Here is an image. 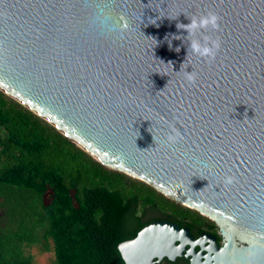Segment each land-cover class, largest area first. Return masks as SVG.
<instances>
[{"label":"water","instance_id":"95a60500","mask_svg":"<svg viewBox=\"0 0 264 264\" xmlns=\"http://www.w3.org/2000/svg\"><path fill=\"white\" fill-rule=\"evenodd\" d=\"M209 11L212 60L188 54L177 28ZM0 90L212 220L222 244L209 264H264V0H0ZM117 248L125 264H207L188 227L166 220Z\"/></svg>","mask_w":264,"mask_h":264},{"label":"trees","instance_id":"16d2710c","mask_svg":"<svg viewBox=\"0 0 264 264\" xmlns=\"http://www.w3.org/2000/svg\"><path fill=\"white\" fill-rule=\"evenodd\" d=\"M155 220L191 232L207 221L0 90V264H34L31 248L53 251L54 264H125L118 243Z\"/></svg>","mask_w":264,"mask_h":264},{"label":"clouds","instance_id":"9594fccd","mask_svg":"<svg viewBox=\"0 0 264 264\" xmlns=\"http://www.w3.org/2000/svg\"><path fill=\"white\" fill-rule=\"evenodd\" d=\"M190 22L187 24H177V28L184 29L187 32L185 39L188 42V54L197 55L201 58L212 60L220 49L219 39H213L205 34V30L211 28L212 30H219L220 17L215 12L209 11L200 15L188 16ZM126 27V25H125ZM178 50V49H177ZM189 81L194 82L195 73L188 76ZM173 140V137H169ZM232 177H226V183H232Z\"/></svg>","mask_w":264,"mask_h":264},{"label":"flooded vegetation","instance_id":"af4514ba","mask_svg":"<svg viewBox=\"0 0 264 264\" xmlns=\"http://www.w3.org/2000/svg\"><path fill=\"white\" fill-rule=\"evenodd\" d=\"M203 217L204 220H207L203 224V227L205 229L191 232L189 227L187 225L186 226L188 227L189 233L192 237L193 249L201 253V257L199 259L196 257L194 258V260H197L198 262L205 260L206 263L209 264V262L210 263L214 262V258L212 256H214L217 248L221 246L222 239L217 231L216 224L206 216ZM186 226H181V227H186ZM185 245L186 247H189V244H185ZM202 254L206 255V257ZM192 259H193V255L191 253L181 254L179 256H175L173 259H170L166 256H162L160 259L154 258L152 264H195Z\"/></svg>","mask_w":264,"mask_h":264},{"label":"rangeland","instance_id":"374dc122","mask_svg":"<svg viewBox=\"0 0 264 264\" xmlns=\"http://www.w3.org/2000/svg\"><path fill=\"white\" fill-rule=\"evenodd\" d=\"M27 252L33 255L34 264H54L55 253L53 251L39 253L35 248H31ZM73 259H76V255Z\"/></svg>","mask_w":264,"mask_h":264}]
</instances>
